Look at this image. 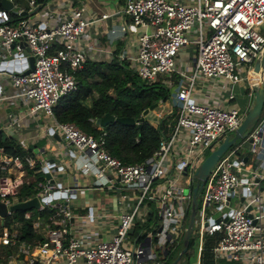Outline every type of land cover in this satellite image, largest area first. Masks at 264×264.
<instances>
[{
    "label": "built area",
    "instance_id": "built-area-1",
    "mask_svg": "<svg viewBox=\"0 0 264 264\" xmlns=\"http://www.w3.org/2000/svg\"><path fill=\"white\" fill-rule=\"evenodd\" d=\"M27 2V16L14 22H11L10 9H0V66L3 67L0 76L8 78L19 89L7 96L0 88V102L19 98L31 103L24 114L36 117L42 112L50 117L53 124L45 128V135L59 133L68 147L84 156L79 168L81 174L103 180L112 171L123 188L136 192L137 201L122 209L110 240L87 244L72 233L70 202L78 188L66 187L52 175L36 183L39 207L35 210L50 211L49 219L54 225H43L38 216L27 210L23 218L31 222L34 232H40L42 238L21 241L20 223L11 221L8 226L4 225V219L13 213L7 210L3 221L0 217V246L18 248V255L24 256L26 264H159L160 256L179 241L186 227L194 180L189 179L185 186L178 182L180 176L192 174L203 153L225 135H232L245 115L234 103L233 87L242 84L252 96L250 73L264 45V35L257 28L264 26V0L125 1L117 13L130 17L131 22L121 29L143 30L137 36L136 53L121 54L118 58H128L134 73L147 83H170L172 76L180 80L174 97L173 122L166 125L169 132L161 133L158 148L149 162L135 164L125 163L109 152L105 130L93 135L73 122H57L53 116L57 101L80 86L77 72L89 60L91 47L87 41L91 25L110 14L88 20L83 16L84 7L68 2L57 9L45 3L36 13H31L36 5L34 0ZM16 11L20 14L24 10ZM150 27L152 31H148ZM189 45L194 47V56L191 71L186 74L177 70L175 64L179 51ZM29 56L34 62L27 73L29 65H23L28 63ZM15 65L20 67L19 71L14 69ZM198 79L212 81L210 89L220 93L216 96L217 102L209 104L195 99L194 94L204 90V82L198 85ZM222 84L228 87L224 98L220 97ZM20 125L21 116L9 113L7 127L17 129ZM263 134L264 106L246 138L221 156L203 183L192 233V236L198 233L200 239L203 235L218 234L212 248L214 253L244 264H264V165L260 158L264 155ZM247 142L250 154L237 156V151ZM0 153L5 154L2 149ZM46 162L28 153L23 158L5 155L0 160V173L7 172V166L13 163L22 168L26 165L30 170L39 166L42 171ZM58 167L63 170V166ZM108 181L114 188L115 182ZM23 182L0 176V201L7 208L15 203L14 197ZM237 187L242 188L238 197L243 196V200L238 206H232L231 198ZM120 197L126 201V195ZM148 203L154 206L158 225L144 227L139 234L142 238L136 243L130 231L141 215L149 213ZM212 205L216 206V217L208 213ZM219 217L221 220L217 221ZM84 218L91 223L93 212Z\"/></svg>",
    "mask_w": 264,
    "mask_h": 264
},
{
    "label": "crops",
    "instance_id": "crops-1",
    "mask_svg": "<svg viewBox=\"0 0 264 264\" xmlns=\"http://www.w3.org/2000/svg\"><path fill=\"white\" fill-rule=\"evenodd\" d=\"M126 0H49L46 2L49 8H59L63 3H71L74 6H82L85 11L83 16L92 20L95 18H100V16L104 13L110 14L109 17L105 19H100L95 21L89 31V47L91 50L89 51L88 59L91 62L102 63L109 62L113 59V57H119V55L123 54L125 56H131L136 53V45H137V36L140 32H142V28L133 29L130 28L127 31H123L121 28L130 24L131 19L128 16H125L121 13H117L122 9ZM27 9H29L28 2L26 3ZM15 10L22 9L25 10V6H21L19 8H14ZM153 28H148V31H152ZM194 56V55H193ZM119 59V58H118ZM130 64V60L128 58H124ZM120 60H123L120 58ZM179 78L177 76L171 77L170 83H163L169 88L174 87L173 92L170 94V98L166 102L159 101L157 106H161V109L154 111L155 107L150 113L147 115L148 121L155 127H161L165 133H168L170 128L166 125L167 123H172V116L176 106L175 92L178 89ZM0 88L2 92L11 96L19 91V89L14 88L8 78L4 76H0ZM213 90L204 89L199 95L198 101L211 103L217 102L216 96L211 97L209 92ZM233 91L235 93L234 103H237L243 113L245 114L250 106L252 101V96H249V91L241 84L235 85L233 87ZM202 94H206V96H202ZM253 95V92H252ZM221 103L227 105V101L225 99ZM239 101V102H237ZM169 103V105H168ZM90 104V101H87V105ZM31 106L26 100L14 98L7 101L0 102V129L5 133L6 136L15 139L25 150L30 148L31 152L28 153L31 157L35 159L44 158L45 160L53 158L55 162V167L63 166V170L60 168L57 170H52L51 174L53 175L56 181L61 182L66 187H77L76 197L79 198L81 202L80 212H73V227L72 233L76 234L79 238H82L87 244H91L96 241H107L110 240L116 231L117 224L119 222V214L122 211L119 208V212L115 213L114 210L111 213L104 214L100 211V209L90 208L93 205L94 200L92 199L91 193L93 191L99 190V188H104L106 191V195L111 196L115 194L116 190L123 191L124 188L120 183H118L117 176L112 172L108 171L106 173V178L103 180L95 179L93 175L87 174L83 175L79 172V168L81 166V162L84 159V156L76 152L73 147H68L59 133L55 135H45L44 130L47 126H51L53 124V120L40 112L36 117L25 115L24 112ZM9 113H15L21 116V125L17 129L7 127V117ZM147 119V118H146ZM96 123V122H95ZM98 125V124H97ZM103 131V130H102ZM262 146H264V134L261 140ZM6 154L0 153V160L5 157ZM264 165V155L260 157ZM57 160H60L59 162ZM25 164V163H24ZM7 172L4 170L0 173V176L8 177L9 179L23 180V182L18 188V192L20 188L24 184L35 183L37 180V174L35 171L27 169L26 165L22 167H18L15 163L7 166ZM43 172V171H42ZM42 177L45 179L44 173ZM43 179V180H44ZM112 179L115 182V187H111L108 180ZM131 189V188H130ZM133 190V189H132ZM134 191V190H133ZM135 192V191H134ZM136 193V192H135ZM18 194V193H17ZM108 194V195H107ZM121 195V194H120ZM125 195V194H123ZM35 196V195H34ZM33 196V197H34ZM114 195H112V198ZM136 197V194L134 195ZM32 198V197H31ZM30 199V198H29ZM15 202H19L17 199V195L14 197ZM114 201V200H113ZM98 202V201H97ZM242 202L241 197H238V202L235 206H238ZM114 205V203H111ZM71 205V204H70ZM90 205V206H89ZM133 205V204H132ZM123 206V205H122ZM149 213L146 216L140 217L135 223H140L144 227H156L158 225V220L154 217V206L152 203H148ZM72 210V209H71ZM121 210V211H120ZM31 214L36 217L38 216L43 225L45 226H53L54 223L49 219V216L44 217L39 211L35 209H31ZM93 212L94 218L91 223H87L85 221V216L87 213ZM152 216L154 220H151L150 224H147L148 217ZM135 228V227H134ZM145 228V229H148ZM159 228V227H158ZM141 229V230H142ZM135 234L134 229L132 227L130 231V236L133 241L136 243L141 240L140 231ZM175 234V233H174ZM213 237V246L215 245L217 239L219 238L218 234L215 235H203L202 239L199 238V234H194V246L192 247L191 255L195 257V264H203V251L205 246V241L207 237ZM42 235L40 232L35 233V240H41ZM178 242L174 244L172 247L168 248L165 254L160 256V263L165 264L169 255L175 250L178 246ZM212 246V248H213ZM3 249H9L7 255L1 253L0 255V264H26L25 258L22 255H18V248L16 247H3ZM211 248V258L213 264H244L237 261H231L224 257L218 256L214 253ZM9 254L12 255L8 256ZM51 264H63V262H53Z\"/></svg>",
    "mask_w": 264,
    "mask_h": 264
},
{
    "label": "trees",
    "instance_id": "trees-1",
    "mask_svg": "<svg viewBox=\"0 0 264 264\" xmlns=\"http://www.w3.org/2000/svg\"><path fill=\"white\" fill-rule=\"evenodd\" d=\"M48 1L34 0V3L36 6L42 7ZM0 9H4L1 4ZM26 9L27 6L24 11ZM9 15L11 22L27 16H22L17 11H9ZM77 77L80 83L79 88L63 95L57 101L53 107L54 119L60 123L73 122L84 132L93 135H99L102 130H105L107 149L113 156L118 157L125 163L135 164L148 161L158 148L160 135L163 132L162 126L157 128L145 118L142 122L133 126L112 122L103 128L97 125L95 120L103 117L106 113H110L116 117L134 118L138 122L144 109L155 105L159 101L166 102L170 98V88L160 81L145 82L134 73L128 61L125 59L120 60L116 56L109 62L102 63L87 60L84 69L77 72ZM88 100L90 101L89 105H87ZM240 141L238 140L236 144ZM0 149L6 155L18 158H23L26 153L31 152L30 148L25 150L15 139L6 136L2 129H0ZM32 171L37 174V180L35 183L24 184L20 188L17 194L18 201H24L36 195V183L44 179L39 166H36ZM24 212L21 210L13 212L11 216L4 219V225L8 226L11 221L20 223L19 239L32 242L35 240V232L31 222L23 218ZM38 213L44 217L50 215V211L46 209ZM186 215L188 218L189 209ZM154 219L152 216L148 217L147 224H150L151 220ZM142 228L143 225L138 222L133 225L135 234ZM182 235L183 233L179 238L178 246L169 255L165 264H169L174 260L182 249ZM213 237L215 236L206 238L203 264H213L210 251L213 246ZM193 245L194 237H191L188 249L181 256L178 264H188L187 261L191 255ZM8 252L9 249H3L0 246V255L1 253L7 255Z\"/></svg>",
    "mask_w": 264,
    "mask_h": 264
},
{
    "label": "water",
    "instance_id": "water-1",
    "mask_svg": "<svg viewBox=\"0 0 264 264\" xmlns=\"http://www.w3.org/2000/svg\"><path fill=\"white\" fill-rule=\"evenodd\" d=\"M0 4L4 9H12L14 7V4L11 0H0ZM38 8L39 7L36 6L31 11V13L36 12ZM26 13L27 12L23 11L20 13V15H25ZM24 52L26 53L27 50H25ZM33 62H34L33 57L29 56L28 63L23 65V67H26L27 65H29V68L26 70L27 73L33 68ZM0 68H3V67L0 66ZM8 69L11 70L12 67L9 66ZM14 69L19 71L20 67L18 65H15ZM250 84L253 88V99H252L251 105L249 106L247 112L243 116L241 123L234 130L232 135H225L224 138L221 141H219L216 147L203 159L202 162H200L197 165V167L195 168L193 172L192 178L194 180V185L191 188L189 216L187 218V224H186V227L182 235L183 247L179 251L177 256L175 257V259L172 260L169 264H178L181 256L188 249L189 239L192 237V233L195 227L197 209L199 205V195H200V190L203 186V183L207 180L211 171L213 170V168L215 167L216 163L219 161L221 156L232 145L236 144L238 140L245 139L250 129L254 127V125L256 124V122L258 121L260 117L261 111L264 106V45L260 49L256 58L254 59L251 73H250ZM156 106H157V103L155 105H152L149 108L144 109L141 113V116L138 122L135 121L134 118L116 117L115 115H112L110 113H106L103 117L96 119L95 122L96 124H98L100 127H103V128L112 122H118L122 125L133 126L137 123L142 122L147 117V115L150 113V111H152ZM246 159L247 157L244 158V160ZM59 168L60 167H55V162L53 158L47 159L45 166H43L42 168L45 179H50L52 176L51 171L54 169L58 170ZM54 196L57 197L58 192H55ZM62 196L64 197L66 196V194L63 193ZM228 200H229V197H228ZM241 200H243V196L241 197ZM38 207H39V199L36 196L30 199L24 200V201L12 203L8 206V208L3 202L0 201V217L2 219L1 221H3V219L7 216V210L11 212H15L18 210L27 211L31 209H37ZM230 213L231 211L229 212V214ZM216 220L217 221L221 220V217L217 218ZM223 220H226V217H224ZM159 230L160 228H157V231Z\"/></svg>",
    "mask_w": 264,
    "mask_h": 264
},
{
    "label": "rangeland",
    "instance_id": "rangeland-1",
    "mask_svg": "<svg viewBox=\"0 0 264 264\" xmlns=\"http://www.w3.org/2000/svg\"><path fill=\"white\" fill-rule=\"evenodd\" d=\"M26 3H27V0H13L14 8H19L21 6H25L26 7ZM14 8L10 9L9 11L10 12L16 11ZM257 28L264 35V26L259 25V26H257ZM190 37H193V32L190 33ZM193 48L194 47L192 45H189V46L183 47L179 51L178 56H177V59H176V64H175V68L177 70H180L181 72H185L186 74H189L190 73L191 68H192V59H193V55H194V49ZM202 82H204L202 84L203 89H210L211 88L210 85L213 84L212 81H210V80H204V81H202V79H198L197 80V84L198 85L201 84ZM225 86H226V84H222L220 86V91H221V88H222V93H221V96L220 97H222V98L227 97V95H228V87H225ZM216 88H218V87H216ZM170 90H171V92H173L174 87H171ZM209 94H210L211 97H214V96H219L220 93H219V91H215L214 90V91L209 92ZM194 96H195V99L198 101V99H199L198 93H195ZM202 96L204 97V96H206V94H202ZM252 97H253V95H252ZM237 102H239V101H237ZM168 105H169V103H168ZM250 105H251V103H250ZM161 108H162L161 106H157L154 109V111H156L158 109H161ZM148 116L146 117L147 119L149 118ZM222 138H220V139H222ZM215 146H213L212 148L206 150L203 153V155L198 159L197 164H196V167L215 148ZM249 147H250V144L248 142L245 143L242 146V148H240L237 151L236 155L237 156H243V154L249 153V151H248ZM57 161L59 162L60 160H57ZM192 174H189L188 173L186 176H183V175L180 176L178 182L180 184L184 183V185L186 186L187 183H188V181H189V179L192 180ZM106 191L107 190H105L102 187V188H99V190L93 191L91 193L92 199L94 200V203H93V205H91V207L88 208L89 210H90V208H96L98 210L100 209V211L103 212L104 214H107V213H111L115 209L114 212L117 213V212H119V208L121 209V207H122V209H123L127 205L134 204L137 201V198L134 196L136 193L132 189H130V188H124L123 191L116 190V192H114L115 194H112V195H114L113 196L114 198H112V195L111 196L109 195V197L108 196H105L106 195L105 194ZM241 192H242V188L241 187H237L234 190L233 197L231 198V205L232 206H235L237 204V202H238V195ZM120 194H125L126 195L127 198H126V201L125 202L122 201V199L120 197ZM111 203H114V205L111 204ZM123 203L126 204V205H123L122 206ZM70 204H71V209H72L73 212H80V210H81L80 209L81 202H80V200H79L78 197L72 199L71 202H70ZM140 209H142V208H140ZM208 213H211L212 215H214L216 217L217 216L216 206L215 205H212L208 209ZM187 262H188V264H195V257H194V255H190Z\"/></svg>",
    "mask_w": 264,
    "mask_h": 264
}]
</instances>
